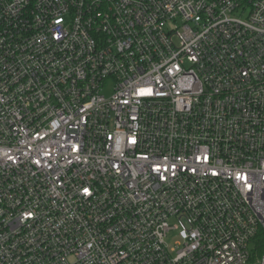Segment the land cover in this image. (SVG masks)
<instances>
[{
	"label": "built area",
	"instance_id": "built-area-1",
	"mask_svg": "<svg viewBox=\"0 0 264 264\" xmlns=\"http://www.w3.org/2000/svg\"><path fill=\"white\" fill-rule=\"evenodd\" d=\"M0 264H264V0H0Z\"/></svg>",
	"mask_w": 264,
	"mask_h": 264
},
{
	"label": "rangeland",
	"instance_id": "rangeland-1",
	"mask_svg": "<svg viewBox=\"0 0 264 264\" xmlns=\"http://www.w3.org/2000/svg\"><path fill=\"white\" fill-rule=\"evenodd\" d=\"M179 240L178 236H177V232L176 231H171L168 236L166 237V241L169 245V248H172L176 245V241ZM252 247V245H251Z\"/></svg>",
	"mask_w": 264,
	"mask_h": 264
},
{
	"label": "snow or ice",
	"instance_id": "snow-or-ice-1",
	"mask_svg": "<svg viewBox=\"0 0 264 264\" xmlns=\"http://www.w3.org/2000/svg\"><path fill=\"white\" fill-rule=\"evenodd\" d=\"M84 191H85V193H87L88 192V189H84Z\"/></svg>",
	"mask_w": 264,
	"mask_h": 264
}]
</instances>
